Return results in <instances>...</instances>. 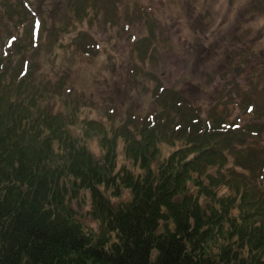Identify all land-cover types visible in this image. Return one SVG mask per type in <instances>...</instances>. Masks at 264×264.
Instances as JSON below:
<instances>
[{
  "label": "trees",
  "instance_id": "obj_1",
  "mask_svg": "<svg viewBox=\"0 0 264 264\" xmlns=\"http://www.w3.org/2000/svg\"><path fill=\"white\" fill-rule=\"evenodd\" d=\"M34 1L0 0L5 32L31 20L24 48L7 32L0 44V264H264V145L249 150V130L202 119L157 83L155 107L133 112L132 69L114 80L127 108L38 75L42 11L64 9ZM76 47L98 51L86 34ZM234 142L248 152L228 166Z\"/></svg>",
  "mask_w": 264,
  "mask_h": 264
},
{
  "label": "rangeland",
  "instance_id": "obj_2",
  "mask_svg": "<svg viewBox=\"0 0 264 264\" xmlns=\"http://www.w3.org/2000/svg\"><path fill=\"white\" fill-rule=\"evenodd\" d=\"M29 2L35 8L36 1ZM55 5L64 9L57 16L49 17L52 7L41 14L38 75L71 83L98 103L111 99L127 108L131 95L119 92L114 80L132 69L139 74L133 94L141 96L133 112L143 116L150 110L157 83L161 96L177 94L202 119L249 130V136H239L249 150L264 145V0H56ZM132 9L138 10L133 19ZM30 22L13 29L10 21L7 33L1 24L0 44L6 42L4 32L24 48ZM84 34L97 44L94 56L76 47ZM177 146L162 144L159 151L167 155ZM89 148L97 153L96 144ZM247 152L234 142L228 166L234 157L242 162ZM85 203L76 208L79 215L86 213Z\"/></svg>",
  "mask_w": 264,
  "mask_h": 264
}]
</instances>
